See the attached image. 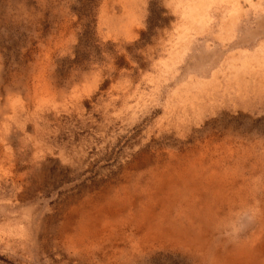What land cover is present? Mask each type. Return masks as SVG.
<instances>
[{
	"label": "rangeland",
	"instance_id": "obj_1",
	"mask_svg": "<svg viewBox=\"0 0 264 264\" xmlns=\"http://www.w3.org/2000/svg\"><path fill=\"white\" fill-rule=\"evenodd\" d=\"M0 264H264V0H0Z\"/></svg>",
	"mask_w": 264,
	"mask_h": 264
},
{
	"label": "snow or ice",
	"instance_id": "obj_2",
	"mask_svg": "<svg viewBox=\"0 0 264 264\" xmlns=\"http://www.w3.org/2000/svg\"><path fill=\"white\" fill-rule=\"evenodd\" d=\"M246 2H247V0H246Z\"/></svg>",
	"mask_w": 264,
	"mask_h": 264
}]
</instances>
